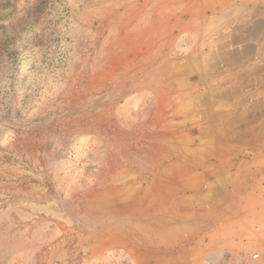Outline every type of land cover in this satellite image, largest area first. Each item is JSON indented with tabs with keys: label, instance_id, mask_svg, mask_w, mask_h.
Masks as SVG:
<instances>
[{
	"label": "rangeland",
	"instance_id": "374dc122",
	"mask_svg": "<svg viewBox=\"0 0 264 264\" xmlns=\"http://www.w3.org/2000/svg\"><path fill=\"white\" fill-rule=\"evenodd\" d=\"M180 3L0 0V264L182 263L151 255V174L116 159L141 157L151 126V87L130 90L123 61Z\"/></svg>",
	"mask_w": 264,
	"mask_h": 264
},
{
	"label": "crops",
	"instance_id": "0c3cea01",
	"mask_svg": "<svg viewBox=\"0 0 264 264\" xmlns=\"http://www.w3.org/2000/svg\"><path fill=\"white\" fill-rule=\"evenodd\" d=\"M146 48L123 63L130 90L151 87L149 142L139 158L120 144L116 159L151 174V255L264 264V0L155 10Z\"/></svg>",
	"mask_w": 264,
	"mask_h": 264
},
{
	"label": "built area",
	"instance_id": "2783aa9c",
	"mask_svg": "<svg viewBox=\"0 0 264 264\" xmlns=\"http://www.w3.org/2000/svg\"><path fill=\"white\" fill-rule=\"evenodd\" d=\"M259 256V253H253L251 257L253 262L251 264H255V262L259 259Z\"/></svg>",
	"mask_w": 264,
	"mask_h": 264
},
{
	"label": "bare ground",
	"instance_id": "6f19581e",
	"mask_svg": "<svg viewBox=\"0 0 264 264\" xmlns=\"http://www.w3.org/2000/svg\"><path fill=\"white\" fill-rule=\"evenodd\" d=\"M125 147V146H124ZM130 152V151H129ZM121 156V155H120Z\"/></svg>",
	"mask_w": 264,
	"mask_h": 264
}]
</instances>
